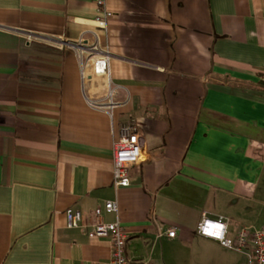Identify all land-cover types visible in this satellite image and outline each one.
I'll return each instance as SVG.
<instances>
[{
  "label": "crops",
  "instance_id": "crops-1",
  "mask_svg": "<svg viewBox=\"0 0 264 264\" xmlns=\"http://www.w3.org/2000/svg\"><path fill=\"white\" fill-rule=\"evenodd\" d=\"M105 5L102 29L93 0H0V264L106 263L110 242L86 231L107 201L117 212L102 220H119L132 260L248 264L196 227L205 213L230 236L264 228V0ZM92 44L109 58L112 118L86 100L108 86ZM127 122L142 154L115 190ZM67 209L81 227L66 228Z\"/></svg>",
  "mask_w": 264,
  "mask_h": 264
},
{
  "label": "built area",
  "instance_id": "built-area-1",
  "mask_svg": "<svg viewBox=\"0 0 264 264\" xmlns=\"http://www.w3.org/2000/svg\"><path fill=\"white\" fill-rule=\"evenodd\" d=\"M105 2L106 0H93L97 12L93 23L102 29L106 28L108 21L113 17L112 12L106 8ZM82 43L83 40H80L77 47L83 49ZM86 49L91 52L90 61L93 75L103 77L108 84L103 99L97 101L86 99L87 103L92 107L105 110L112 118L113 110L118 106V103L114 100L115 92L109 84V58L105 53L98 54L95 44L86 47ZM117 133L118 137L112 148V186L115 190L127 188L130 185L129 169L140 161L143 146L142 136L133 122L121 124ZM116 212V203L107 201L102 208H95L90 213L92 223L86 231L87 236L107 239L110 242V256L104 264H151L148 261L132 260L126 255L128 235L119 220L113 222L102 220V213ZM64 216L67 229L81 227L83 218L79 211L67 209ZM196 233L216 241L224 249L246 255L248 264H264V228L246 227L230 236L228 224L224 219H210L203 213L197 224ZM174 235V229L166 232V236L169 238H173Z\"/></svg>",
  "mask_w": 264,
  "mask_h": 264
},
{
  "label": "rangeland",
  "instance_id": "rangeland-1",
  "mask_svg": "<svg viewBox=\"0 0 264 264\" xmlns=\"http://www.w3.org/2000/svg\"><path fill=\"white\" fill-rule=\"evenodd\" d=\"M159 252H160V247L157 246L155 248V254L152 258L153 261L161 260V257L158 256V254H160ZM155 264H158V263L155 262ZM159 264H178V263L177 262H171L170 260L167 261V259H165L164 261H160Z\"/></svg>",
  "mask_w": 264,
  "mask_h": 264
}]
</instances>
